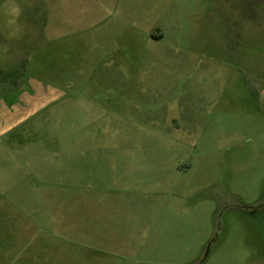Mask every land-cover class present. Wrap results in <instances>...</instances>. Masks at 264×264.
<instances>
[{
    "label": "rangeland",
    "instance_id": "1",
    "mask_svg": "<svg viewBox=\"0 0 264 264\" xmlns=\"http://www.w3.org/2000/svg\"><path fill=\"white\" fill-rule=\"evenodd\" d=\"M23 121L0 264H264V0H0Z\"/></svg>",
    "mask_w": 264,
    "mask_h": 264
},
{
    "label": "crops",
    "instance_id": "2",
    "mask_svg": "<svg viewBox=\"0 0 264 264\" xmlns=\"http://www.w3.org/2000/svg\"><path fill=\"white\" fill-rule=\"evenodd\" d=\"M60 96H61V93L59 91V98H60ZM59 98L57 99V101H59ZM82 98L85 99L83 96H81V94L76 97L77 100L82 99ZM90 98L91 97H89V98L87 97L86 98L88 100V104L99 106L98 100H96V102H95V101L92 100L93 98H91V99ZM95 99L96 98H94V100ZM25 122L24 121L21 122L20 125H19V123L17 125H13V127H16V128L11 130L6 136L2 137L4 139L2 141L0 140V142H4V144L2 146L0 145V148H2L0 150L4 149L5 151H7L6 149H9L10 147L15 146L16 143H18L16 141V138H15L16 132L21 131V128L25 124ZM7 139H9V140H7ZM140 159H145V158H140ZM125 162L129 165V171L130 170H139V169H141V167H139L140 165H136V164L140 163V161H138L137 157L129 155V157L126 158ZM180 168H181L180 165H175V169H174L173 172L175 174L174 179H176V180L173 182V187L180 188L182 190V194H186L187 191L190 192L192 187L190 185H187V186L186 185H182V180H184L183 179L184 175H186V174L188 175L189 172L191 171V169L190 168H186V169L184 168L183 170H181ZM186 199L187 198L185 197L184 200H186Z\"/></svg>",
    "mask_w": 264,
    "mask_h": 264
}]
</instances>
